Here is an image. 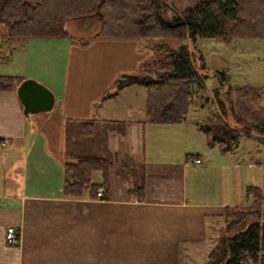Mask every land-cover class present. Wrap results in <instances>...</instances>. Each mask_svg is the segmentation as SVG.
<instances>
[{
  "label": "crops",
  "instance_id": "1",
  "mask_svg": "<svg viewBox=\"0 0 264 264\" xmlns=\"http://www.w3.org/2000/svg\"><path fill=\"white\" fill-rule=\"evenodd\" d=\"M164 40L99 37L81 45L69 37L28 38L11 53L0 44V75L33 79L54 95L51 110L27 116L17 89L0 90V264H203L223 207L247 205L246 189L263 186L256 137L242 133L230 152L208 147L196 128L209 113L202 105L189 106L181 123H152L146 88L129 85L95 107ZM44 47L56 55L51 76L34 68ZM91 118L109 123L108 191L69 197L63 193L66 124ZM142 172L139 199L132 184ZM196 210L203 227L190 230ZM150 215L177 229L150 231ZM8 226L20 234L19 246L6 243Z\"/></svg>",
  "mask_w": 264,
  "mask_h": 264
},
{
  "label": "trees",
  "instance_id": "2",
  "mask_svg": "<svg viewBox=\"0 0 264 264\" xmlns=\"http://www.w3.org/2000/svg\"><path fill=\"white\" fill-rule=\"evenodd\" d=\"M166 0H0L3 46L11 53L28 38L69 37L65 23L75 18L96 17V32L78 40L86 45L94 38H177L171 49L161 44L157 58L132 73L120 75L96 103L115 97L129 85L146 88L149 122L174 124L187 118L192 98L206 89L211 75L218 86L211 91L215 110L196 124L208 147L230 152L242 133L256 137L263 148L264 87L230 83L228 69L207 72L201 54L194 49L197 38H219L229 43L238 38L264 39V0H195L192 7L175 12ZM7 58V55L5 56ZM7 60V59H5ZM23 79L0 75V90H15ZM109 123L96 118L70 120L66 124L63 193L79 197L84 192L108 191L110 153L105 136ZM101 174V183L92 175ZM143 198V172L132 184ZM247 205L225 206L215 242L203 264H264V181L262 187L246 189Z\"/></svg>",
  "mask_w": 264,
  "mask_h": 264
},
{
  "label": "rangeland",
  "instance_id": "3",
  "mask_svg": "<svg viewBox=\"0 0 264 264\" xmlns=\"http://www.w3.org/2000/svg\"><path fill=\"white\" fill-rule=\"evenodd\" d=\"M166 2L171 7V10L167 12V15L171 17L175 12L192 7L195 0H166ZM97 24L98 20L96 17L91 16L90 18L70 19L65 23L64 27L70 34V39L79 40L87 38L96 32ZM3 34V30L0 28V44L3 43ZM178 41L179 39L177 38L166 39L163 41V44L170 48H175ZM193 45L195 51L203 57V61L206 64L205 71L212 72L216 69H228L231 84L264 87V39L238 38L226 44L219 38H200L199 40L197 38ZM1 48L2 46L0 45V57L3 56ZM36 53L38 54L35 57L36 59L33 60L34 68L40 72L41 70H43L42 72L45 70L51 76L56 70L52 62L56 58V55L50 52L49 48L45 47L41 52ZM158 55L159 53L155 51L152 58L155 59ZM8 58H10V54L7 55ZM1 64L0 66H3ZM205 83L206 89L193 96L190 106L199 107V105H202L203 108L209 109L208 112L210 113L215 110L214 102L211 99V91L218 86V82L211 75L205 80ZM95 177L96 175L93 174V182L98 181ZM194 212V218L189 227L190 230L203 227V219L198 223L195 221L201 218L202 211L196 210ZM221 223L222 218L214 225V228ZM148 228L150 231L161 228H164L163 230L177 229L172 221L165 219L163 223L161 219L151 215L149 216Z\"/></svg>",
  "mask_w": 264,
  "mask_h": 264
},
{
  "label": "water",
  "instance_id": "4",
  "mask_svg": "<svg viewBox=\"0 0 264 264\" xmlns=\"http://www.w3.org/2000/svg\"><path fill=\"white\" fill-rule=\"evenodd\" d=\"M17 95L25 115L49 111L54 105L53 93L43 84L24 79L17 87Z\"/></svg>",
  "mask_w": 264,
  "mask_h": 264
},
{
  "label": "built area",
  "instance_id": "5",
  "mask_svg": "<svg viewBox=\"0 0 264 264\" xmlns=\"http://www.w3.org/2000/svg\"><path fill=\"white\" fill-rule=\"evenodd\" d=\"M195 162H200L199 159H196ZM97 197H102L103 192L101 189H99L96 193ZM5 240L6 243L9 246H19L21 240H20V234H18L15 229L11 226L6 227L5 229Z\"/></svg>",
  "mask_w": 264,
  "mask_h": 264
}]
</instances>
